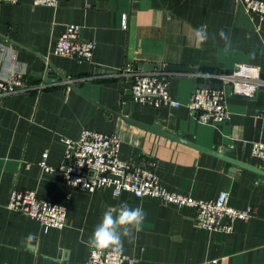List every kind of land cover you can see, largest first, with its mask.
<instances>
[{
	"label": "crops",
	"instance_id": "0c3cea01",
	"mask_svg": "<svg viewBox=\"0 0 264 264\" xmlns=\"http://www.w3.org/2000/svg\"><path fill=\"white\" fill-rule=\"evenodd\" d=\"M122 14L127 15L125 29ZM70 23L80 25L81 38L94 41L90 61L54 54L55 41ZM201 24L207 25L209 39L197 46L193 29ZM221 29L230 36V47L218 35L212 38ZM0 40L13 46V68L25 69L33 86L0 95V264H86L85 241L102 214L125 201L147 214L135 243H124L123 253L134 264H210L214 259L264 264V176L145 127L157 122L161 131L207 149L234 148L236 158L264 170V159L251 154L253 141L264 142L263 88L247 98L226 86L230 118L213 126L199 123L187 108L198 84L218 86L217 75L238 63L257 66L264 79V17L246 11L241 0H59L56 7L0 1ZM136 62L195 68L167 75L177 108L132 100V80L122 70ZM50 73L56 80L46 83ZM62 73L72 78L73 87L63 88L70 84L62 83ZM84 127L114 132L120 157L153 162L168 190L202 199L226 191L231 206H252L255 216L236 221L231 232L207 230L196 224L192 207L130 192L114 196L107 188L88 192L43 173L42 154L57 168L62 138L76 139ZM12 188L33 189L65 206L66 226L44 230L36 220L9 210Z\"/></svg>",
	"mask_w": 264,
	"mask_h": 264
},
{
	"label": "built area",
	"instance_id": "2783aa9c",
	"mask_svg": "<svg viewBox=\"0 0 264 264\" xmlns=\"http://www.w3.org/2000/svg\"><path fill=\"white\" fill-rule=\"evenodd\" d=\"M15 3L17 0H0ZM59 0H32L33 6L56 7ZM246 11L264 17V0H241ZM121 27L127 28V15L121 16ZM80 25L67 24L57 38L53 52L56 55L90 61L95 43L80 36ZM14 48L0 40V95L20 93L33 87L25 78V69H14ZM11 61V63H10ZM131 77L132 100L154 107L168 105L177 108L180 103L170 96L167 73L146 72L126 64L122 70ZM219 85L198 84L191 94L187 108L193 111L196 120L205 125H216L229 120L225 87L239 97H252L259 88L264 89L260 70L252 64H236L231 72L217 75ZM72 78H65L63 84H71ZM40 87H44L41 84ZM264 117V109L259 112ZM63 156L60 165L54 168L47 164V153L42 154L39 167L43 173L55 174L67 186L88 192L109 189L114 196L130 192L135 197L149 196L164 204L177 208L192 207L196 224L207 230L231 232L236 221H248L256 214L252 206L237 208L229 204L228 193L220 191L215 198L202 199L172 192L156 175L153 162L133 163L119 155V139L114 132L98 131L84 127L76 139L63 137ZM251 154L264 159V142L253 141ZM6 207L36 220L44 230L62 229L66 226V208L38 196L33 189L12 188ZM86 264H134V259L122 253L114 255L110 249L90 248ZM210 264H217L212 260Z\"/></svg>",
	"mask_w": 264,
	"mask_h": 264
},
{
	"label": "clouds",
	"instance_id": "9594fccd",
	"mask_svg": "<svg viewBox=\"0 0 264 264\" xmlns=\"http://www.w3.org/2000/svg\"><path fill=\"white\" fill-rule=\"evenodd\" d=\"M224 41L225 47H230L231 40L228 33L223 29L213 35ZM193 38L197 46L202 45L209 39L206 24H201L193 29ZM146 212L141 205L131 207L126 201L115 207L107 209L101 216L100 222L94 227L86 246L94 249H110L119 256L124 251V243L134 244L137 234L143 230Z\"/></svg>",
	"mask_w": 264,
	"mask_h": 264
},
{
	"label": "water",
	"instance_id": "95a60500",
	"mask_svg": "<svg viewBox=\"0 0 264 264\" xmlns=\"http://www.w3.org/2000/svg\"><path fill=\"white\" fill-rule=\"evenodd\" d=\"M134 69L137 70V71H140L142 73L162 71V72L167 73V74H171V73H174V72L184 73V72L195 71L194 70L195 68H192V67L171 65V64H165V65L162 66L161 64L152 63V62H136L134 64ZM102 71H106V70L102 69ZM58 73H60V72H58ZM62 78H63V80L65 78H67L64 73H62ZM55 80H56V77L53 75V73H50L48 75V77L45 79L46 83L54 82ZM67 87H73V85L70 84V85H64L63 86L64 89H66ZM122 110L123 111L126 110L125 106H123ZM116 114L121 115L119 112L116 113ZM121 117L124 118V116H122V115H121ZM124 119L126 121L137 123L135 120H133L132 118H129V117H125ZM145 127H147L149 130H152L155 133H158V134H161V135H165V136L171 137L173 139H178L180 142H183V143H185L187 145H190V146H192V147H194L196 149H200V150H203L205 152L211 153V154H213V155H215V156H217L219 158L227 160L231 164H234V165L239 166L241 168L251 169V170H253V171L257 172V173H260L261 175L264 176V170L263 169L258 168L257 166L251 165L249 163H246V162L241 161L238 158H236V154H235L234 148H228V149H225V150H222V151H215V150L207 149L205 147H202V146H199L197 144H194L193 142H190V141H187V140H182V139L178 138L177 136H173L171 134H168L166 132L161 131L160 130V124H158L157 122H153V124H151V126H145Z\"/></svg>",
	"mask_w": 264,
	"mask_h": 264
}]
</instances>
